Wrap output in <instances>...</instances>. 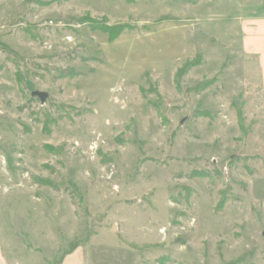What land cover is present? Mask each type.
Here are the masks:
<instances>
[{
	"label": "rangeland",
	"instance_id": "obj_1",
	"mask_svg": "<svg viewBox=\"0 0 264 264\" xmlns=\"http://www.w3.org/2000/svg\"><path fill=\"white\" fill-rule=\"evenodd\" d=\"M253 14L264 0H0L9 264H264Z\"/></svg>",
	"mask_w": 264,
	"mask_h": 264
},
{
	"label": "crops",
	"instance_id": "obj_2",
	"mask_svg": "<svg viewBox=\"0 0 264 264\" xmlns=\"http://www.w3.org/2000/svg\"><path fill=\"white\" fill-rule=\"evenodd\" d=\"M240 42L243 54L257 62L261 95L264 105V15L253 14L240 17ZM78 250L64 260L62 264H85L84 259L78 258ZM6 247L0 245V264H9L5 257ZM15 264H27L25 262Z\"/></svg>",
	"mask_w": 264,
	"mask_h": 264
},
{
	"label": "trees",
	"instance_id": "obj_3",
	"mask_svg": "<svg viewBox=\"0 0 264 264\" xmlns=\"http://www.w3.org/2000/svg\"><path fill=\"white\" fill-rule=\"evenodd\" d=\"M85 23H88L87 20L84 21ZM91 23H89L93 29H97L103 33H105L106 35L109 36V41H113L115 40L121 33L124 32V30L126 29L124 26H108L105 23H97L96 20H91L89 21ZM68 71V72H67ZM67 75H65V72H59L60 76H68V77H73V73L70 72L69 70H67ZM178 74H180V72L178 71ZM177 74V75H178Z\"/></svg>",
	"mask_w": 264,
	"mask_h": 264
},
{
	"label": "water",
	"instance_id": "obj_4",
	"mask_svg": "<svg viewBox=\"0 0 264 264\" xmlns=\"http://www.w3.org/2000/svg\"><path fill=\"white\" fill-rule=\"evenodd\" d=\"M31 98H37L41 104H44V102L47 99V95L44 93L35 91L31 93ZM263 236H264V233H263Z\"/></svg>",
	"mask_w": 264,
	"mask_h": 264
}]
</instances>
